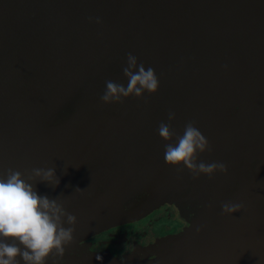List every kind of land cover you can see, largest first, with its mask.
Masks as SVG:
<instances>
[{
  "label": "water",
  "instance_id": "1",
  "mask_svg": "<svg viewBox=\"0 0 264 264\" xmlns=\"http://www.w3.org/2000/svg\"><path fill=\"white\" fill-rule=\"evenodd\" d=\"M128 53L160 89L105 104ZM169 111L177 133L196 122L212 146L199 160L227 175L166 163ZM47 167L60 184L36 191L78 219L56 264H264V0H0V175ZM229 201L244 207L225 215ZM166 206L177 233L120 257L82 250Z\"/></svg>",
  "mask_w": 264,
  "mask_h": 264
},
{
  "label": "clouds",
  "instance_id": "2",
  "mask_svg": "<svg viewBox=\"0 0 264 264\" xmlns=\"http://www.w3.org/2000/svg\"><path fill=\"white\" fill-rule=\"evenodd\" d=\"M93 19L98 24L103 22L100 17H89L90 21ZM123 74L127 78L126 86L111 80L105 82V90L100 96L103 103L123 104L130 97L144 99L145 93L156 94L160 89L155 70L139 63L132 53L127 54ZM175 119V112L169 111V122H161L157 129L158 135L168 142L164 146L166 163L181 171L187 168L194 180L201 175L211 179L217 172L227 175V164L199 160L200 154L210 152L212 146L196 122H187L180 134L172 127L171 122ZM174 138L175 143L172 142ZM38 182L53 188L59 186L55 167L33 168L27 179L24 173L12 168L7 170L6 177L0 175V264H21V260L23 264H47L49 259L56 264L57 258L63 259L66 248L75 241L77 217L59 198L38 194L35 189ZM75 191L83 194L85 189L77 187ZM243 207L231 201L221 204L225 215L240 212ZM200 230L198 227L197 231Z\"/></svg>",
  "mask_w": 264,
  "mask_h": 264
},
{
  "label": "flooded vegetation",
  "instance_id": "3",
  "mask_svg": "<svg viewBox=\"0 0 264 264\" xmlns=\"http://www.w3.org/2000/svg\"><path fill=\"white\" fill-rule=\"evenodd\" d=\"M164 214L163 216H160V214ZM155 215H159L158 217H166L167 219L174 221V228L169 230L167 232L166 235L167 236L169 234H175L177 233L182 227H183V221L180 220L176 214V211L173 207H163L160 210H158L157 212H155L154 214H152L151 216L147 217L146 219L137 222L135 224H130V225H124L121 227H117L114 229H110L104 233H101L91 239L88 240L87 244L84 245L82 247V250H86L88 252H95V253H110L111 255L115 256V257H120L123 256L125 254L131 253L133 252L135 249L140 248V247H145L147 245H149L150 243H153L155 241V239L157 238H161L164 236H160V237H156L153 236L152 238H148L147 240H145L143 243H140L139 240L137 239L138 237L135 236V233H131L129 231L130 226H139L141 224H143V222H145L148 219H152L151 217ZM137 235L143 236L146 235L147 231L144 232H137V230H135ZM153 235H154V231H152ZM129 234H132L133 236H135V238H131V236L129 237ZM127 244V248H123L122 245L123 244ZM114 246H110V245ZM121 245V246H120Z\"/></svg>",
  "mask_w": 264,
  "mask_h": 264
},
{
  "label": "rangeland",
  "instance_id": "4",
  "mask_svg": "<svg viewBox=\"0 0 264 264\" xmlns=\"http://www.w3.org/2000/svg\"><path fill=\"white\" fill-rule=\"evenodd\" d=\"M164 214H160V216H163ZM159 215H153L151 218L152 219H148L146 220L145 222H143V224L135 227V226H130V227H127L129 228V231L131 233H135V236L138 237L137 239L139 240L140 243H143L145 240H147L148 238H152L153 236H156V237H160V236H164L167 234V232L171 229L174 228V221H171L169 219H167L166 217H158ZM137 232H144V231H147V230H150V231H147L146 235H143V236H138L136 231ZM154 231V235L152 234ZM141 232V233H142ZM131 236V238H135V236H133L132 234H129V237ZM110 245V244H109ZM112 246V245H110ZM121 246V245H120ZM114 247V246H112ZM123 248H127V244H123L122 245Z\"/></svg>",
  "mask_w": 264,
  "mask_h": 264
}]
</instances>
